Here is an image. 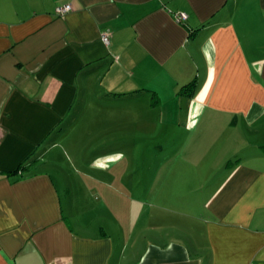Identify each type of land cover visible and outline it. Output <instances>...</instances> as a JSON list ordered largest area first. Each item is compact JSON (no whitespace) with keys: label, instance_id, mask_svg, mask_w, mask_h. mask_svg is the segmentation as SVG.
Wrapping results in <instances>:
<instances>
[{"label":"crops","instance_id":"1","mask_svg":"<svg viewBox=\"0 0 264 264\" xmlns=\"http://www.w3.org/2000/svg\"><path fill=\"white\" fill-rule=\"evenodd\" d=\"M153 102L183 132L142 197L71 162L88 109ZM0 264H264V0H0Z\"/></svg>","mask_w":264,"mask_h":264},{"label":"rangeland","instance_id":"2","mask_svg":"<svg viewBox=\"0 0 264 264\" xmlns=\"http://www.w3.org/2000/svg\"><path fill=\"white\" fill-rule=\"evenodd\" d=\"M179 103V95L171 96V105L178 106ZM156 105L155 102L152 103V114H146L145 117L141 116V109L132 110L135 114L131 116L127 105L102 107L96 114H93L94 110L92 113L91 109H88L87 116L78 125L76 135L78 137L81 133L86 138L61 141L66 144L71 162L74 159L79 166L92 164L89 159L98 151L119 152L120 156H115V160L109 162L113 166L112 169L118 173L122 172L124 182H134L136 186L133 189L134 198L142 197L144 185L148 183L145 177L147 169L159 168L160 154L171 153L176 145L174 136L183 132L182 125L176 122V114L171 113L172 109L161 108V103L158 107ZM160 113H162L161 123L156 121ZM146 120L150 121L145 122ZM208 146L210 149L213 147ZM186 158L192 161L196 159L189 155ZM148 180L153 186L152 178L148 177ZM153 190L152 188L151 191Z\"/></svg>","mask_w":264,"mask_h":264},{"label":"built area","instance_id":"3","mask_svg":"<svg viewBox=\"0 0 264 264\" xmlns=\"http://www.w3.org/2000/svg\"><path fill=\"white\" fill-rule=\"evenodd\" d=\"M70 11V6L66 5L63 7H58L55 9L56 14H58L59 16H63L65 14H67ZM187 19V16L184 13H180L178 15H176V20L177 22H182L185 21ZM101 41L102 43H104L105 45L108 44V35L104 34L101 37Z\"/></svg>","mask_w":264,"mask_h":264},{"label":"trees","instance_id":"4","mask_svg":"<svg viewBox=\"0 0 264 264\" xmlns=\"http://www.w3.org/2000/svg\"><path fill=\"white\" fill-rule=\"evenodd\" d=\"M24 170V167L20 166L19 169H18V172Z\"/></svg>","mask_w":264,"mask_h":264}]
</instances>
